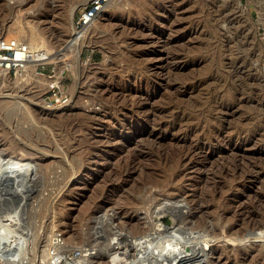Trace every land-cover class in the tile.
Returning <instances> with one entry per match:
<instances>
[{
  "label": "rangeland",
  "instance_id": "rangeland-1",
  "mask_svg": "<svg viewBox=\"0 0 264 264\" xmlns=\"http://www.w3.org/2000/svg\"><path fill=\"white\" fill-rule=\"evenodd\" d=\"M80 1L0 0V37L46 47L70 95L47 108L48 76L0 77V158L28 165L24 197L0 214L22 202L31 240H3L0 264L18 251L14 264H56L55 233L82 264L89 245L172 207L190 230L212 227L210 259L264 264V0H115L83 40L69 29ZM14 10L23 31L8 27Z\"/></svg>",
  "mask_w": 264,
  "mask_h": 264
},
{
  "label": "bare ground",
  "instance_id": "bare-ground-1",
  "mask_svg": "<svg viewBox=\"0 0 264 264\" xmlns=\"http://www.w3.org/2000/svg\"><path fill=\"white\" fill-rule=\"evenodd\" d=\"M86 1L87 0H82V1L78 2L75 6L72 7V9L70 10V13L68 15L71 16L72 13L74 12V10L79 9L81 6H83L86 3ZM112 1H115V0H108L107 4L103 7V9L100 12L99 16L93 21V23L86 30H84L82 33H79V35H78L79 39L83 40L85 38V36L89 34L88 31L91 30L92 28H94V29L95 28H97V29H101L102 28V25H103L102 24V19L103 18H101V17L104 15L105 8L107 6H109ZM135 5H137V4H135ZM117 6H119V5H117ZM141 6H143V8H144V5H141ZM14 11L16 13L18 10L17 11L14 10ZM142 11H143V9H142ZM149 11H147V12H149ZM133 14H134V12H133ZM131 15H132V13H131ZM19 18H20V14H18V13H16L12 17V22H10L11 24L8 26L9 29L10 28H15V30H17V31H23L22 28L20 27ZM150 19H152V18H150ZM69 20H70V23H69L70 28L69 29H73L72 28V22H71L72 20L71 19H69ZM116 24H117V22H116ZM33 27H29V28H31V33H34V32L36 33L37 30H35V29L33 30L32 29ZM122 27H123V25H122ZM126 27H129V25L126 26ZM120 28H121V26H120ZM133 28L134 27H132L131 29H133ZM19 33H21V32H19ZM30 37L34 38L35 34H32ZM37 37L40 39L41 35H40V37L37 35ZM28 38H29V35H28ZM36 40H37V38H36ZM29 42L30 43H28V44L31 47L32 46L33 47L36 46V45H33L32 44L33 42H31L30 40H29ZM40 46H43V45H40ZM79 52H80V49L77 48V50L74 52V57H75V61L74 62L78 61L77 58H78ZM74 64L67 65V68L71 69L72 71H74L76 69V65H74ZM8 76L9 75L5 71L0 70V77H2L3 81L8 79ZM28 76H29V74L26 76V78ZM252 79H255V78L253 77ZM13 81L14 82H21V81H24V80H23L22 77L15 76ZM48 81H49V78L46 77V82L44 83L45 86H46V83ZM217 81H218V79H217ZM7 82H8V80H7ZM212 82L214 83V81H212ZM215 83H216V81H215ZM221 105H223V104H221ZM224 106H225V104H224ZM219 107H221V106H219ZM104 135L106 136V134H104ZM131 135H133V134H131ZM137 153L132 152V153L129 154V156L131 157V160H134L136 157H138L139 154H137ZM148 153H149V151H148ZM25 162H27V161L25 160ZM25 162L20 160V159L14 158V157H12L11 159H6V157H5L4 160H3V158H0V202L1 203H2V200H4V202L7 201V200H10L9 198H13L14 199V197H20V198L24 197L23 192L26 189V188L24 189V185L25 184H23L24 183L23 181H24V178H25V173L24 172L28 169V165ZM18 171H20V172H18ZM14 201L16 202V200H14ZM11 202H13V200ZM9 203H10V201H9ZM13 204H11V205L13 206ZM21 204H22V202L20 203V205H17L15 207L13 206L8 211L4 210V212L0 214V244H2L3 240H5L6 242H9L8 245H14V246L19 244V243H21L23 245L25 243V246H26V243L27 244L30 243L31 240L29 241L26 238V236H25L26 232L23 231V229H25L26 227H25V224H24V226L22 224V216H23V214L21 216V211H20L21 209L19 210V207L23 205V204L22 205ZM173 204H175V203H173ZM112 210H113V208H112ZM166 211L159 210V208L156 209V210L153 209V211L151 213L157 214V216L155 215V219L153 218V220H154V222L152 221L153 224H150V223H148L146 221L145 223H147L146 225H148V227L145 228L146 225L144 224V222H142L145 225V226H143L145 228V231L147 229L146 233H144L145 231L144 232L141 231L142 234L139 233L140 235H137L138 234V232H137V234H136L137 236H134V235H132L133 234L132 232H134V231L131 232L132 234L130 232H129L130 234L126 233L127 235H123V233L121 231H117V230L115 232H111V234H110V232H108L110 234V236L107 237V240L105 239L106 237L104 238L106 240V242H102L100 240L102 243L97 244V245H99V247L97 245H96L97 247H94V245H93V247L91 248V246L89 245L90 248L87 249L86 251L84 250L86 254H89V256L85 255V253H84V255L87 256V257L85 258V262H83V263L89 264L91 262V260H92L93 255L98 253V255L100 254L99 255L100 257H98L97 260L98 259H103V260H105V264H111V263L112 264H116V263H120V264H221L218 258L217 259H210L208 257V252H207L208 250H211V251H209L210 253H214V251L216 250V249L214 250V248L211 249L212 241L214 240V237H216L214 235V233H212L213 230L212 231L209 230L212 227L211 228H207L206 227L205 229H201V233L199 232V230H190L191 228L189 229L188 228L189 226L185 227L184 226L185 224L183 223L184 220L187 219L188 216L183 215L179 211V209L178 210H174L173 207H172L171 210L169 209L167 212ZM24 213H26V212H24ZM165 213H167V215H165ZM153 216H154V214H153ZM166 216L167 217L169 216V222H167V223L163 221V218L166 217ZM172 216H173V218H172ZM146 217H147V215H146ZM174 220H176V223H174L175 222ZM177 220L178 221L180 220V222L183 223V225H180V222L178 224ZM250 220H251V218H250ZM194 221H198V220H194ZM202 221H201V223H202ZM173 223H174V225H173ZM214 223L216 224V222H214ZM257 223H256V225H257ZM134 225L136 227L142 226L141 223L139 224L137 222H135ZM167 225H168V227H167ZM169 225H171V226L169 227ZM259 225H260V223H259ZM195 226L198 227L199 223H196ZM195 226H193V228H196ZM204 226H207V224L204 225ZM261 226H262V224H261ZM209 227H210V225H209ZM243 228H242V230H243ZM130 229H132V227ZM28 230H29V228H28ZM103 232H104V230H103ZM252 232H255V231L253 230ZM92 233H93V231H92ZM160 233L162 235L158 236V234H160ZM257 233H256V235H257ZM104 235H105V233H104ZM257 236H259V235H257ZM109 239H111V241H109ZM3 243H5V242H3ZM244 243H245V241H244ZM61 247L63 248L64 244ZM16 248L17 249L15 251L18 250V247H16ZM24 249L27 250L28 248L26 249V247H25ZM29 250H31V247H30ZM10 251L13 252V249L9 250V252ZM218 251L220 252V249H218ZM19 252L20 251H18V253ZM18 253H17V255L19 256ZM80 253H81V251H80ZM22 254H23V251H22ZM82 254H83V252H82ZM12 255L13 254L11 253L10 256H12ZM14 255H15V258L18 257V256H16V252H15ZM14 255L11 258L7 256L9 258L8 261H7L8 264H10V263L14 264L15 262H17L16 259L14 258ZM49 255H50L49 254V249H47V250L45 249V255H44L45 259L49 258L50 257ZM4 257H6V256H4ZM80 257H82V256H80ZM18 258L20 259L21 257H18ZM0 260H4L1 249H0ZM6 260H7V258H6ZM76 260H78V259H76ZM19 261L20 260H18V264H23L22 261H20V262ZM82 261L83 260H81V262ZM24 262H26V261H24ZM235 262H236V260H235ZM99 263H100V260H99ZM73 264H74V262H73ZM230 264H231V262H230ZM233 264H237V263H233ZM240 264H244V262H242V263L240 262Z\"/></svg>",
  "mask_w": 264,
  "mask_h": 264
},
{
  "label": "built area",
  "instance_id": "built-area-1",
  "mask_svg": "<svg viewBox=\"0 0 264 264\" xmlns=\"http://www.w3.org/2000/svg\"><path fill=\"white\" fill-rule=\"evenodd\" d=\"M108 0H87L86 3L77 9L72 18L74 34L82 33L99 16ZM49 53L44 46L31 47L23 40L16 38L0 37V70L5 71L9 76L22 77L24 81L28 74H34L37 78L48 76L42 104L49 107L64 106L69 103L70 95L61 84L60 77L55 66L51 65L48 59ZM23 81V82H24ZM52 249L50 262L56 264H73L80 256V250L63 251L62 237L55 233L51 239Z\"/></svg>",
  "mask_w": 264,
  "mask_h": 264
},
{
  "label": "water",
  "instance_id": "water-1",
  "mask_svg": "<svg viewBox=\"0 0 264 264\" xmlns=\"http://www.w3.org/2000/svg\"><path fill=\"white\" fill-rule=\"evenodd\" d=\"M18 172H20V171H18ZM163 221L166 222V223L169 222V217H167V216L164 217V218H163ZM10 253H12V251H11Z\"/></svg>",
  "mask_w": 264,
  "mask_h": 264
}]
</instances>
